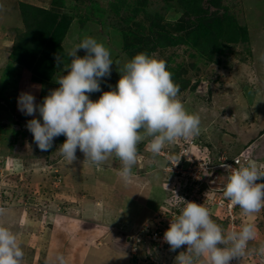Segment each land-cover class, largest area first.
<instances>
[{"label": "rangeland", "instance_id": "374dc122", "mask_svg": "<svg viewBox=\"0 0 264 264\" xmlns=\"http://www.w3.org/2000/svg\"><path fill=\"white\" fill-rule=\"evenodd\" d=\"M85 1L89 0H0V200L7 209L0 216V226L16 234L24 252L21 264H59L57 256H63L64 264H170V251L154 250L153 244L149 253L144 251L143 257L138 254V246L148 245L147 238L143 239L148 227H169L175 217L169 218L162 211L172 209L178 200L177 185L171 187L167 179L170 162L161 154L150 152L147 144L151 138L138 144V161L125 184L118 175L121 161L114 155L97 166L77 150V159L70 163L57 150L65 141L64 136L56 137L48 151H41L26 128V122L34 117L21 113L17 107L21 92L32 94L37 104L42 103L50 90L59 87L56 76L66 74L61 72L62 64L57 58L55 73L49 79L36 81L33 72L14 58L13 49L27 30L20 12L22 4L53 8L73 16L63 41L64 55L60 57L65 64L68 51L84 37L104 42L114 64L110 76L100 81L101 92L89 97L95 101L103 91L115 88L128 57L117 49L121 47V17L114 15L111 4L123 1L133 5L136 0H91L101 9L99 20L89 18L90 3ZM145 1L148 10L160 14L164 28L175 33L169 28L182 15L183 0ZM202 5L209 8L208 13L218 10L230 15L237 24L236 35L232 39L224 35L210 37L198 47L189 42L159 46L152 55L158 60L170 56V65H180L179 74L188 82L178 99L189 113L199 115L200 127L205 128L201 141L207 151L203 148L197 156L204 157L208 152L211 158L223 149H243L251 139H258L257 148L242 158V164L259 165L264 159V0H217L215 5L202 0ZM121 6L122 15L128 9ZM240 27L245 28V40L237 36L243 30ZM77 55L84 56V50H77ZM35 118L41 119L38 113ZM260 139L263 140L259 142ZM183 165L186 167L188 161ZM204 176L202 185L192 183L191 188L184 189V201L194 199L201 204L192 190L222 188L228 174L214 169ZM91 209L100 213L99 220L91 219ZM207 209L226 230V222L215 218L213 209ZM215 210L223 217L222 212ZM242 221L247 224L245 219ZM252 243L253 247L261 243L260 234L248 241V245ZM135 249L138 258L132 261ZM256 251L260 250L245 251L230 264H258Z\"/></svg>", "mask_w": 264, "mask_h": 264}, {"label": "clouds", "instance_id": "9594fccd", "mask_svg": "<svg viewBox=\"0 0 264 264\" xmlns=\"http://www.w3.org/2000/svg\"><path fill=\"white\" fill-rule=\"evenodd\" d=\"M79 49L84 50V56L77 55ZM67 56V64L58 58L61 72L66 74L56 76L59 87L50 90L42 103L37 104L35 97L27 92L17 97L18 110L34 117L26 122V128L41 151H48L54 139L63 135L65 141L57 150L70 163L77 159V150L97 166L114 155L122 165L118 175L127 184L138 161L140 142L151 138L147 147L156 155L166 144L179 139L203 138L205 128L200 127V117L189 113L178 99L180 86L174 83L166 61L143 52L136 54L119 71L115 88L103 91L93 101L89 94L101 92L100 81L110 76L114 64L110 50L86 36ZM36 113L41 119L35 118ZM255 144L244 147L249 148L250 155L257 148ZM261 160L259 165L249 162L237 168L221 165L229 172L222 187L223 196L245 215L264 209V183L257 182L264 179V159ZM183 202L184 206L163 234L171 251L186 247V251L175 257L174 264H230L245 254L248 241L256 234L253 224H244L239 214L243 224L240 230L226 231L211 218L207 209L211 207ZM6 213L7 209L0 207V216ZM91 219H94L92 214ZM260 252L264 254V246ZM23 257L16 234L0 226V264H21ZM57 260L64 264L63 256H57Z\"/></svg>", "mask_w": 264, "mask_h": 264}, {"label": "trees", "instance_id": "16d2710c", "mask_svg": "<svg viewBox=\"0 0 264 264\" xmlns=\"http://www.w3.org/2000/svg\"><path fill=\"white\" fill-rule=\"evenodd\" d=\"M145 1V0H144ZM136 0L133 5H125L123 1H118L119 4H111L112 12L118 19L119 33L121 35V47H117L120 53L128 57L130 61L138 53H146L153 56L152 53L159 46L177 45L179 43L189 42L190 45L198 47L204 44L210 37L233 38L236 35L237 24L230 15L225 12L208 13L209 8L202 5V0H183V13L179 18L171 23L168 31L161 24L162 18L157 11L152 12L146 7L148 1ZM86 2V1H85ZM210 5H215L217 0H207ZM88 7L89 18L91 20L101 19V9L98 3L91 0ZM121 5L126 6L128 11L125 14H120ZM208 8V9H207ZM21 17L27 26L22 42L17 44L13 49L14 58L24 65L26 69L33 72L32 77L36 81L49 79L52 73H55L57 58L64 55L63 41L69 26L73 20V16L68 13L61 12L57 9H45L30 4L21 5ZM158 14V15H157ZM160 16V17H159ZM88 17V16H87ZM167 23V22H166ZM238 37L245 40L246 31L244 27H240ZM104 44V42H103ZM155 57V56H154ZM156 58V57H155ZM170 56L165 57L167 70L172 73L174 83L180 86V91L188 84L185 78L179 74L180 65L172 67ZM63 138V135L59 136ZM258 140V139H257ZM256 139H251L247 146L258 143ZM263 140L260 139L259 142ZM256 147V146H254ZM242 149L222 150L227 154H238ZM227 231V228H226ZM144 247V248H143ZM138 254L144 256L151 249L149 245H140ZM137 253L132 255V261L138 258Z\"/></svg>", "mask_w": 264, "mask_h": 264}, {"label": "built area", "instance_id": "2783aa9c", "mask_svg": "<svg viewBox=\"0 0 264 264\" xmlns=\"http://www.w3.org/2000/svg\"><path fill=\"white\" fill-rule=\"evenodd\" d=\"M203 145L204 144L197 138V136L192 138H182L175 142L166 144L160 153L161 156L165 157L167 163L170 162V170L167 169L168 173L170 172V177L167 178L169 180L168 182L172 185L171 187H175L177 185V196L183 200L187 198L184 189L188 187L191 188L192 183H194L197 187L198 185H202L203 182H205L204 174L206 171H212L214 169H223L226 171V169L221 166L222 164H228L233 168H237L242 165V158L249 157L250 155L249 148H244L238 154L231 156L221 151L216 152L211 158L209 157L208 152L204 157H199L197 156V153H201L203 148L207 151L206 146ZM205 158H208V160ZM178 159L180 160L177 163ZM185 161H188V165L186 167L183 165ZM226 172L229 174L228 171ZM257 182L264 183V179ZM197 187H195L192 191L194 192L193 194H196L195 196L199 198L200 202H202L201 204L206 207L217 209L223 213V217H220L218 214L216 216L219 217L220 220L226 222L227 231H239L243 224L240 221L241 217L237 212V206H231L230 201L224 198L222 188L215 190L208 187H203L202 189ZM170 189L172 190V188ZM197 192L199 193L197 194ZM183 200L175 199L174 204H172L173 208L164 209L162 214L167 215L169 218L176 217L179 214L180 209L184 206V204L182 205ZM191 202H194V199H192ZM4 203L5 202L0 200V207L5 208L6 205ZM166 229L167 228L152 229V227H148L147 230H149V232L146 233V236L143 239L147 238V241L150 240V243L154 245V250L159 248V250L163 252L165 250L167 253L170 251L168 261L170 264H173L175 257L179 254V252L186 251V247L171 251L169 245L163 240V234ZM136 240L138 244L142 241L140 236H138ZM250 250L251 249L247 246L246 251L249 252ZM133 252H136V249L133 250ZM255 257L258 264H264V254L260 251H256Z\"/></svg>", "mask_w": 264, "mask_h": 264}, {"label": "crops", "instance_id": "0c3cea01", "mask_svg": "<svg viewBox=\"0 0 264 264\" xmlns=\"http://www.w3.org/2000/svg\"><path fill=\"white\" fill-rule=\"evenodd\" d=\"M254 162H255V160H254ZM212 209H213L214 217L219 219V217L216 216L218 214V212H216L214 208H212ZM237 210H238V213L243 217V219H245L246 223L247 224L248 223L249 224H253L255 226L256 233L260 234L261 243L256 244V246L258 248L257 247H253L254 243H252V244H250L248 246H250L251 248H256V249L260 250L261 247L264 246V209H261L260 212L254 213V214H251V215H245L240 208H238ZM89 214L90 215L92 214L94 216L93 221L99 220L98 216H100V213L97 214L96 210H94V211H93V209L89 210ZM93 240H95V239H93Z\"/></svg>", "mask_w": 264, "mask_h": 264}, {"label": "water", "instance_id": "95a60500", "mask_svg": "<svg viewBox=\"0 0 264 264\" xmlns=\"http://www.w3.org/2000/svg\"><path fill=\"white\" fill-rule=\"evenodd\" d=\"M258 145V143H256L254 146H257Z\"/></svg>", "mask_w": 264, "mask_h": 264}]
</instances>
